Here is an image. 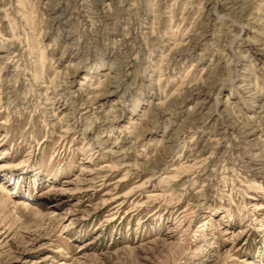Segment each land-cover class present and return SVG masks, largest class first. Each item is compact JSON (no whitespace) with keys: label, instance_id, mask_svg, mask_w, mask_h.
Here are the masks:
<instances>
[{"label":"rangeland","instance_id":"obj_1","mask_svg":"<svg viewBox=\"0 0 264 264\" xmlns=\"http://www.w3.org/2000/svg\"><path fill=\"white\" fill-rule=\"evenodd\" d=\"M0 181V264H264V0H0Z\"/></svg>","mask_w":264,"mask_h":264},{"label":"bare ground","instance_id":"obj_2","mask_svg":"<svg viewBox=\"0 0 264 264\" xmlns=\"http://www.w3.org/2000/svg\"><path fill=\"white\" fill-rule=\"evenodd\" d=\"M250 65V64H249ZM253 68V67H252ZM7 186L4 184V181H0V190L2 191V189L6 188ZM14 193V191L8 190L7 191V196H11ZM8 198V197H7Z\"/></svg>","mask_w":264,"mask_h":264}]
</instances>
